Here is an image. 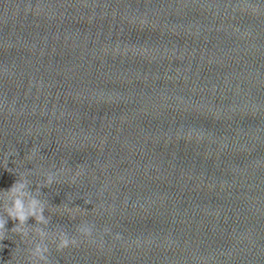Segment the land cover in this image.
<instances>
[{"label":"water","instance_id":"1","mask_svg":"<svg viewBox=\"0 0 264 264\" xmlns=\"http://www.w3.org/2000/svg\"><path fill=\"white\" fill-rule=\"evenodd\" d=\"M78 166L50 264H264V0H0V190Z\"/></svg>","mask_w":264,"mask_h":264},{"label":"clouds","instance_id":"2","mask_svg":"<svg viewBox=\"0 0 264 264\" xmlns=\"http://www.w3.org/2000/svg\"><path fill=\"white\" fill-rule=\"evenodd\" d=\"M244 7L247 8V5ZM252 11L255 12L256 9L253 8ZM40 151L38 147L33 146L26 154L25 159L29 162L37 158L43 160V156L39 155ZM13 155H18V153H5V168L9 172L12 171L7 167V158ZM66 171H71V169L60 167L55 171L51 169L43 171L40 173L43 175V180L36 182L35 190L32 188L33 182L29 179L32 170L15 172L17 175L16 181L7 190H0V241L6 238V234L9 231L6 228L8 220L11 219L17 222L10 231L18 235L21 242L28 246L26 248L28 264H50V244L55 245L57 252H62L70 247H79L81 240L77 238V235L84 238L93 236L94 224L88 221H83L76 226L77 235L70 236L62 228L49 229L52 215H45L46 211L52 214H67L71 219H75L77 214H86V211L82 212V208L79 206L69 207L67 204L53 206L50 205L47 199L43 198L45 195L41 192L42 188H51L53 184L62 182L74 185L83 173V169L78 166L77 170L67 181H61L59 177ZM85 203L89 204L92 202L90 199H85ZM29 218L35 220L34 225L28 224ZM103 231L104 233H109L110 229L105 227ZM115 238L120 239V234H116Z\"/></svg>","mask_w":264,"mask_h":264}]
</instances>
